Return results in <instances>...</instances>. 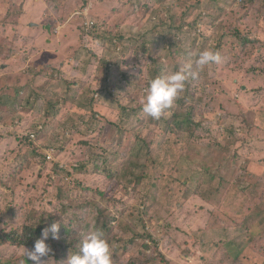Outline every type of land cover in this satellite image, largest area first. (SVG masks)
I'll list each match as a JSON object with an SVG mask.
<instances>
[{"label":"rangeland","instance_id":"rangeland-1","mask_svg":"<svg viewBox=\"0 0 264 264\" xmlns=\"http://www.w3.org/2000/svg\"><path fill=\"white\" fill-rule=\"evenodd\" d=\"M205 50L221 62L198 68ZM186 64L198 75L149 122L141 101L151 71ZM0 100V235L24 224L62 229L57 186L79 211L106 207L99 190L127 216L109 222L112 264H264L262 241L251 240L264 231V0H0ZM183 116L200 128L178 134ZM120 144L124 163L109 158ZM142 147L151 156L132 191L125 171ZM139 218L157 236L146 254L127 242L125 222ZM58 237L39 261L0 240V264H63L72 252Z\"/></svg>","mask_w":264,"mask_h":264},{"label":"trees","instance_id":"trees-1","mask_svg":"<svg viewBox=\"0 0 264 264\" xmlns=\"http://www.w3.org/2000/svg\"><path fill=\"white\" fill-rule=\"evenodd\" d=\"M151 1H154L156 4H162V3H165L167 0H151ZM192 25H194V23ZM95 26L96 25H94V27L92 29H94ZM85 28H86V26L84 23V31H85ZM172 28L178 33H181V30L183 29L186 32L185 34H183L185 40H191L192 46L195 44L196 37L192 36L191 33L190 34L187 33L188 31L185 30V27L183 28V26L180 25L177 28H175V26H173ZM165 35H167V34H165ZM178 40H180V35L178 36ZM112 44L114 47H118V48L120 47V44H119L117 38L112 39ZM177 47L180 48L181 46H177ZM152 65H153V63H152ZM108 66L111 67V64H109ZM161 75H162V68L158 67L157 70L151 71L149 81L151 79H153L157 76H161ZM15 96L18 97V94H16ZM15 96H14V98H16ZM185 96H187V94H185ZM13 104H14V102H13ZM0 105H4V103L1 100H0ZM55 107H56V105L53 106L52 108H55ZM48 112L49 111H47L46 114ZM220 116L222 118L227 117L225 114H222V115L220 114ZM91 117H92V119H94L93 115H91ZM144 117L146 119H148L149 122L154 123L155 121H157V119L153 120V118L147 117V115ZM136 121L138 123H141L143 120L136 118ZM177 128L180 130L178 132V134H181L182 136H184L187 132H191V130L195 131V130L199 129L200 124L194 123L191 120V118H189V116H183L181 123L177 124ZM201 129L203 130V128H201ZM120 131H122V130H120ZM228 131H230V130H227V132ZM208 133H210V132H208ZM29 137H30V135L27 137L28 140H29ZM121 137H123V136H121ZM188 137L193 138L195 141H197L199 139V138H197L198 136L194 135V132L188 133ZM135 138H137V137H135ZM135 142H137V141H134V143ZM120 145L122 146V148H120V149L114 148V150L109 154V158L110 159L120 158L121 159L120 163H124L125 162L124 159H127V157H128L127 152L130 150L126 151L127 146H125V144H120ZM217 145H218V142L214 141L209 145V147H214ZM132 154H133V159L128 161L129 168L125 171L126 173H125L124 178L127 179L128 187L132 191H135L141 185L142 175L145 174V171L147 168V162L149 161V158L151 156V151L148 150V151L144 152V148L142 147L135 154L132 151ZM102 157L106 158V156H102ZM102 165H103L102 169L104 171L103 172L104 176L107 179H109V178L114 179L111 172H108V168L105 166V162H103ZM19 168H20V165H18L17 170ZM81 169L84 171H80ZM95 169H97V168H95ZM88 170L89 169L84 164V165L79 166V169H77V168L74 169V172L76 174L77 173L86 174L85 171H88ZM74 172L71 174L72 177L75 176ZM76 182H78V180L75 177H74L72 184L70 181L69 185H71L72 189L73 188H80V186L77 185ZM51 185L52 186L55 185V182H51ZM68 192H69V190H67V188L64 189L61 186H57L56 196L61 200L60 210L64 211V214L61 215L60 217H56L55 220L63 219L65 221L62 222L63 228L60 229L58 232V235H60V240H59V244L56 243V245L60 246L64 252H66V251H70L72 253L78 252L82 239L84 238V236L86 234H88L91 231L101 230L104 234V238L108 241L110 236L112 235L111 226L109 225V222L110 221H116L122 217H127L126 215H124V212H120V208H124V207H122V205L120 207H118V205H117L121 201H114L112 198H106L105 192H99V190L95 191L100 196V198H99L100 200H103V199L106 200V203H105L106 207L101 206L99 203L91 201V202H86L87 204H85V205H82L83 206L82 211H79L78 207L74 206L73 204H70V199H69L70 196H68ZM87 200H89V199H87ZM111 211H113V212H111ZM32 215L34 216L35 213H33ZM56 215H58V214H56ZM128 225L134 226V228L131 229L132 236L130 238H128V241H127L129 244L128 247H130L131 245L134 244L135 239L140 240L141 245L136 247L135 251L137 253L143 252L144 254H146L145 253L146 250H149L151 248L150 244L155 245V243L157 242V236L154 235L155 232L153 231V227L147 226V223L144 222L143 220H141V218H139L138 221L134 220V223H132L128 220L127 222H125V227ZM45 227H47V226H45L43 224H39V225L24 224L20 231L12 230L8 233L7 232L2 233L0 235V240L2 241V243H8V244H11L13 246L24 247L26 249L33 250L35 241L37 239L41 238L42 229ZM155 228H156V226L154 227V230H155ZM251 238H252L251 239L252 241L254 239H255V241H262V243L264 245V240H263L264 231H258L256 233H254L251 236ZM136 249H138V250H136ZM254 252L256 255L261 256L259 254V252H260L259 249L254 251ZM233 255H234L233 256L234 259H236V257H238V255H239V251H235L233 253ZM59 258L60 257H58L56 259L59 260ZM158 258L161 259V255L158 254ZM158 258L155 257L153 260L156 261V259H158ZM147 259L150 261L149 258H147ZM135 260H138L137 264H144L143 260L141 262H140V259H138V258ZM26 263L32 264V261L26 259Z\"/></svg>","mask_w":264,"mask_h":264},{"label":"clouds","instance_id":"clouds-1","mask_svg":"<svg viewBox=\"0 0 264 264\" xmlns=\"http://www.w3.org/2000/svg\"><path fill=\"white\" fill-rule=\"evenodd\" d=\"M221 60L222 57L218 52L205 50L199 53L196 65L202 69L210 64H219ZM197 75L192 65L186 64L178 71L151 79L141 101L143 112L158 120L184 91L189 77L195 78ZM60 226V221H55L43 228L41 238L34 243V249L27 251L24 248V255L26 254L32 261H39L41 257L48 255L51 248L45 241L49 238L58 239ZM63 264H112L110 246L103 232L95 230L86 234L81 241L79 251L68 255Z\"/></svg>","mask_w":264,"mask_h":264},{"label":"built area","instance_id":"built-area-1","mask_svg":"<svg viewBox=\"0 0 264 264\" xmlns=\"http://www.w3.org/2000/svg\"><path fill=\"white\" fill-rule=\"evenodd\" d=\"M95 25V22L93 21H90V22H85V32H88L90 29H92ZM34 138V134H30V141L31 139Z\"/></svg>","mask_w":264,"mask_h":264}]
</instances>
